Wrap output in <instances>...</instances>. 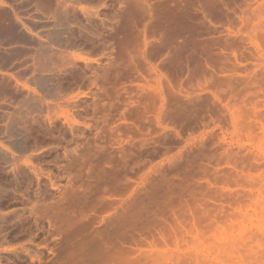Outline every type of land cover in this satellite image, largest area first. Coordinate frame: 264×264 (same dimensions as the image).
<instances>
[{"label": "rangeland", "instance_id": "1", "mask_svg": "<svg viewBox=\"0 0 264 264\" xmlns=\"http://www.w3.org/2000/svg\"><path fill=\"white\" fill-rule=\"evenodd\" d=\"M101 234L264 264V0H0V264Z\"/></svg>", "mask_w": 264, "mask_h": 264}, {"label": "bare ground", "instance_id": "2", "mask_svg": "<svg viewBox=\"0 0 264 264\" xmlns=\"http://www.w3.org/2000/svg\"><path fill=\"white\" fill-rule=\"evenodd\" d=\"M217 2V1H216ZM192 4H190V6H191ZM193 7V6H192ZM180 8V7H179ZM174 16V15H173ZM189 21V20H188ZM190 22V21H189ZM188 22V23H189ZM186 24V23H185ZM172 37V36H171ZM190 37V36H189ZM196 44H197V42H196ZM193 49V48H192ZM195 49V48H194ZM186 50V49H185ZM194 51V50H193ZM142 204V203H141ZM141 208V207H140ZM148 208V207H147ZM147 211V210H146ZM148 214H149V211H148ZM141 216V215H140ZM155 220V219H154ZM122 223V222H121ZM147 224V223H146ZM121 226V225H120ZM108 227V226H107ZM119 227V226H118ZM135 228V227H134ZM108 229V228H107ZM98 230V229H97ZM113 231V230H112ZM100 232V231H99ZM102 233V232H101ZM113 233V232H112ZM116 233L117 232H115V233H113V234H115L116 235ZM100 234V233H99ZM110 234V233H109ZM112 234V235H113ZM98 235V234H97ZM108 235V236H104V234H101L100 235V237H101V239H100V241H97L96 239V241H95V243H93L94 244V247H96V248H94L93 249V255L94 254H96V253H99V254H101V256H102V258L100 259V260H104V261H106L107 262V264L108 263H110L111 262V260H113V262H114V260L116 261V263L118 264V262L121 264H130L131 263V260L129 259H126L125 257V259H124V261H123V258L122 257H120V256H122V253H120L119 251V249H115L114 247H116L115 245L117 244L116 243V240L114 239V238H117L115 235ZM118 235H119V233H118ZM117 235V236H118ZM112 236V237H111ZM115 236V237H114ZM120 236V235H119ZM97 237H99V236H97ZM96 237V238H97ZM114 237V238H113ZM120 238V237H119ZM119 238L117 239V240H119ZM94 242V241H93ZM78 249H79V247H78ZM119 250V251H118ZM122 251V250H121ZM129 251V250H128ZM77 253V252H76ZM128 253V252H127ZM91 254V253H90ZM148 256V255H147ZM158 256V255H157ZM120 257V260L119 261H117L118 260V258ZM151 257V256H150ZM154 257V256H153ZM162 257V256H161ZM98 258V257H97ZM142 258V257H141ZM117 259V260H116ZM122 259V260H121ZM143 259V258H142ZM128 260V261H127ZM140 260V259H139ZM139 260L138 261H133L132 263L133 264H139ZM108 261H110V262H108ZM123 261V262H122ZM130 261V262H129ZM153 261V260H152ZM89 262V261H88ZM103 262V261H102ZM101 262V263H102ZM125 262H129V263H125ZM82 263H83V261H82ZM99 263H100V261H99ZM115 263V264H116ZM131 263V264H132ZM145 262H140V264H144ZM80 264V263H79ZM92 264V263H91ZM103 264H106V263H104L103 262ZM112 264V263H111ZM146 264V263H145ZM148 264V263H147Z\"/></svg>", "mask_w": 264, "mask_h": 264}]
</instances>
